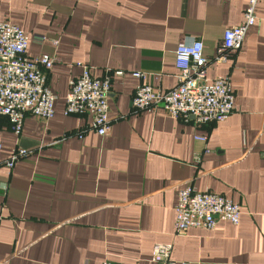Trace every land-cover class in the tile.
<instances>
[{
    "label": "crops",
    "instance_id": "obj_1",
    "mask_svg": "<svg viewBox=\"0 0 264 264\" xmlns=\"http://www.w3.org/2000/svg\"><path fill=\"white\" fill-rule=\"evenodd\" d=\"M247 4L0 0V22L29 38L26 54L55 59L47 85L56 97L53 117L27 113L19 136L0 115V157L15 146L29 151L9 170L0 165V264H159L152 247L169 243L177 264H264V1L241 49L215 60L224 31L240 25ZM193 40L203 45L207 80L230 79L228 118L198 125L161 107L132 110L140 81L130 73H145L160 91L172 88L175 49ZM79 65L97 79L110 76L111 127L103 136L87 130L88 115L64 114ZM188 183L239 204V223L220 220L212 230L174 237L177 194Z\"/></svg>",
    "mask_w": 264,
    "mask_h": 264
},
{
    "label": "built area",
    "instance_id": "obj_2",
    "mask_svg": "<svg viewBox=\"0 0 264 264\" xmlns=\"http://www.w3.org/2000/svg\"><path fill=\"white\" fill-rule=\"evenodd\" d=\"M264 0H248L240 25L223 33L222 43L216 51L215 60L225 61L240 50L248 29L254 26L255 9ZM44 41V37L34 36ZM29 38L22 30L8 21L0 22V115L8 118L11 129L19 136L25 115L30 113L43 120L54 115L55 96L47 85V73L55 63L49 55L29 57L26 54ZM178 70L177 83L166 91L155 89L147 82L145 73L136 71L130 75L140 82L134 88L130 106L135 112L161 107L166 114L184 122L198 125L226 120L233 111V93L227 76L212 81L206 78L208 60L203 55V45L198 40L180 42L174 52ZM80 75L69 82L65 96V115H88L87 130L100 136L109 132L108 96L110 76L97 79L90 68L79 65ZM123 76V71L112 72ZM82 133L77 134L78 138ZM195 140L203 143L207 135L197 134ZM29 151L15 146L6 159L0 157V165L8 170L27 158ZM201 153H195L194 163H199ZM173 236L183 235L189 228L212 230L220 220L237 225L240 220L239 204L230 198L210 190H197L192 184L184 185L177 194L174 206ZM172 244H155L151 260L159 264H177L171 258ZM103 264H111L104 262ZM181 264H186L182 262Z\"/></svg>",
    "mask_w": 264,
    "mask_h": 264
}]
</instances>
